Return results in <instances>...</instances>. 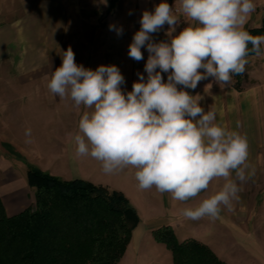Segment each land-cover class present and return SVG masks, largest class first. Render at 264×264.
<instances>
[{"label":"crops","instance_id":"1","mask_svg":"<svg viewBox=\"0 0 264 264\" xmlns=\"http://www.w3.org/2000/svg\"><path fill=\"white\" fill-rule=\"evenodd\" d=\"M160 2L0 0V198L5 212L14 215L33 204V189L26 179L27 164H31L61 179L81 178L124 193L135 207L139 222L118 264H173L170 250L153 237L152 232L163 226H170L179 241L194 238L205 243L227 264H264V55L247 57L246 71L238 87L233 78L227 86H220L209 77L194 90L184 89L190 95H198V99L201 97L199 103L205 111H215L217 123L245 134L249 142L248 163L255 169V175L247 182H237L241 191L239 200L233 201L234 210H222L216 220L207 217L189 220L182 210L196 207L218 192L225 183L223 178L213 180L199 196L180 202L155 188L140 189L135 179L136 169L132 167L114 174L103 173L100 162L90 156L76 155L70 135L78 131L83 112L90 110L77 108L71 99L61 100L47 87L52 72L62 64L63 52L71 47L75 61L77 58L81 61L77 64L85 68L95 70L100 65H116L125 78L122 90L131 91L139 79L138 72L147 78L144 66L149 53L146 47L142 48L144 59L137 62L128 56L129 45L141 27L143 11H153ZM167 3L180 19L178 33L187 26L179 11L180 0H167ZM254 3L256 10L245 26L262 24L264 0ZM92 10L93 19L106 22L107 27L98 28L96 46L87 61L84 55L88 49L75 47L76 39L83 40L84 36L80 33L75 37L74 32L75 25L83 28ZM107 11L105 17L99 18ZM109 24L122 26L123 34L118 36L110 31ZM167 29L165 24L160 32L152 34L153 40H169ZM162 75L166 81L167 74ZM18 119L27 121L32 130L28 148L16 139L22 132H8ZM237 122L241 127L237 128ZM231 178L235 179L234 172ZM213 225L225 232V258L202 235Z\"/></svg>","mask_w":264,"mask_h":264},{"label":"clouds","instance_id":"2","mask_svg":"<svg viewBox=\"0 0 264 264\" xmlns=\"http://www.w3.org/2000/svg\"><path fill=\"white\" fill-rule=\"evenodd\" d=\"M255 10L254 0H180L187 26L178 33L180 19L167 0L153 11L144 10L128 56L139 62L146 47L147 78L138 72L139 79L128 92L121 88L125 78L116 65L92 70L76 63L71 47L64 51L47 87L61 100L71 99L77 108L90 110L81 115L78 131L70 133L76 155L100 162L105 174L132 167L140 189L155 188L180 202L199 196L213 180L223 178L218 192L196 207L184 208L182 215L216 220L222 210L232 212L241 191L237 182L255 175L248 163V138L217 123L215 111H205L201 97L184 89L194 90L209 77L227 86L234 75L245 73L250 53L264 55V35L245 29ZM165 24L169 40L154 41L152 34ZM109 30L123 34V27L116 24H109ZM31 136V128L26 129L25 143L32 142Z\"/></svg>","mask_w":264,"mask_h":264},{"label":"trees","instance_id":"3","mask_svg":"<svg viewBox=\"0 0 264 264\" xmlns=\"http://www.w3.org/2000/svg\"><path fill=\"white\" fill-rule=\"evenodd\" d=\"M245 29L264 35V15L259 27ZM240 78L233 76L236 87ZM26 179L33 189L30 207L7 215L0 198V264H118L139 222L123 192L61 179L31 164ZM152 233L170 250L173 264H227L201 241L177 240L170 226Z\"/></svg>","mask_w":264,"mask_h":264},{"label":"rangeland","instance_id":"4","mask_svg":"<svg viewBox=\"0 0 264 264\" xmlns=\"http://www.w3.org/2000/svg\"><path fill=\"white\" fill-rule=\"evenodd\" d=\"M93 10L90 14L89 17L86 18V21H85V25L83 26V28L80 26H77L75 25L76 27V30L74 32V36L77 37L78 34H82L84 36V39L83 40H77V42H75V47L78 48V47H86L88 49V54L87 55H84L85 59L87 61H90L91 59V53L90 51H93L94 49V46H96V42L95 41V36H96V33L98 32V28L101 26L102 28L104 27H107L106 25V22H98L95 21L93 19ZM105 13V14H104ZM103 14H101L99 16V18H103L105 17V15L108 14V11L107 12H104ZM104 15V16H103ZM91 17V18H90ZM98 22V23H97ZM101 23V24H100ZM73 41V40H72ZM84 57L82 58V60L84 59ZM76 63H81V61H77V58H76ZM30 128V125L27 121H25L24 119H18L15 121V127L13 128H9L8 129V132L9 133H16V131L18 132H22V136L16 138L18 139L26 148H28V145L29 143H25V140H26V137H25V130ZM19 136V135H17ZM111 189V188H110ZM204 235L203 237L205 239H208L209 241L212 242L213 246L216 248L217 251H220V255L225 258V232L224 233H221L219 230H218V227L213 225V227L210 229V231H207L205 234H202Z\"/></svg>","mask_w":264,"mask_h":264}]
</instances>
